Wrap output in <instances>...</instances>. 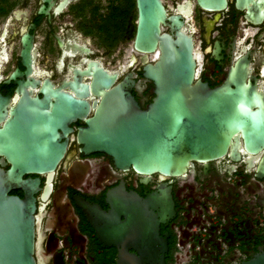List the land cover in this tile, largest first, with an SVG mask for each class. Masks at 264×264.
<instances>
[{
	"label": "flooded vegetation",
	"instance_id": "af4514ba",
	"mask_svg": "<svg viewBox=\"0 0 264 264\" xmlns=\"http://www.w3.org/2000/svg\"><path fill=\"white\" fill-rule=\"evenodd\" d=\"M143 1L147 6L149 0ZM160 2L167 15L162 31L193 40V83L223 89L227 102L240 93L258 117V125L250 127L257 130L255 141L247 140L249 127L239 130L225 155L195 160L177 176L121 169L111 155L86 151L79 137L87 118L109 97L92 90L99 69L115 76L105 90L122 86L131 93L115 96L124 115H137L133 106L145 112L154 101L155 84L145 67L155 54L134 45L139 0H0V167L9 170L25 160L8 151L20 145L21 151L26 145L41 151L49 164L59 107H72L75 114L58 127L66 149L56 169L23 174L40 181L36 264H136L133 257L140 254L125 245L143 240L135 233L117 234V223L127 216L115 203H144L152 196L156 207H148L145 216L158 223V237L150 240L159 248L156 261H264V0L213 6L200 0ZM42 5L48 13L41 12ZM121 188L124 197L118 196ZM10 194L25 196L21 188ZM77 199L98 210H85Z\"/></svg>",
	"mask_w": 264,
	"mask_h": 264
},
{
	"label": "water",
	"instance_id": "95a60500",
	"mask_svg": "<svg viewBox=\"0 0 264 264\" xmlns=\"http://www.w3.org/2000/svg\"><path fill=\"white\" fill-rule=\"evenodd\" d=\"M44 1L51 3L52 0ZM147 2L145 6L146 2L139 0L140 18L134 45L139 51L155 54L154 62L145 67V74L155 84L153 103L145 112L133 106L132 111H137V115L126 116L119 112L115 96L131 93L124 91L122 86L105 90L115 76L99 69L92 90L109 97L106 103L96 107L93 116L87 118L88 126L80 128L79 137L86 151L111 155L121 169L134 168L145 175L177 176L185 174L195 160H211L225 155L239 130L245 132L249 127L247 140L249 143L255 141L257 130L250 127L258 125V117L239 97L240 93L234 92V101L227 102L224 96L229 93L223 89L193 83L196 61L192 38L182 33L173 36L162 31V24L167 23L165 9L160 0ZM200 2L204 6H213L215 3L224 5L226 0ZM41 12L48 13L44 5ZM63 95L68 103L75 102L71 96ZM84 106L85 111H89V105L85 103ZM59 111L53 127V155L49 164L41 160L44 158L41 151L29 145L21 151L20 145L19 150L10 147L8 151L11 155L22 154L25 160L15 161L9 170L0 167V264H36L35 194L40 181L25 179L23 174L54 171L63 157L66 147L60 143L58 127L73 119L75 114L72 107H59ZM29 140L26 135V141ZM13 188L23 189L25 196L11 195ZM124 190H118V196H126ZM152 197L144 203L136 204L130 199H119L115 203L127 216L126 221L117 223V234L124 231L129 235L135 233L143 240L125 245V249L131 247L140 254L133 257L136 264L163 263L156 261L157 242L150 241L158 237L157 220L155 216L153 219L145 216L148 207H156L157 198ZM77 204L85 210H98V206L80 199Z\"/></svg>",
	"mask_w": 264,
	"mask_h": 264
}]
</instances>
